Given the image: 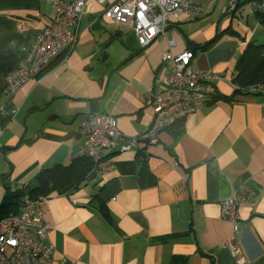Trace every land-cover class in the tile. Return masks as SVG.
Wrapping results in <instances>:
<instances>
[{
    "label": "crops",
    "instance_id": "crops-1",
    "mask_svg": "<svg viewBox=\"0 0 264 264\" xmlns=\"http://www.w3.org/2000/svg\"><path fill=\"white\" fill-rule=\"evenodd\" d=\"M113 1L87 0L75 45L6 98L5 77L49 24L50 8L43 0H0L2 187L31 189L42 169L69 165L89 114L113 115L125 136L148 124L145 95L162 88V55L169 47L158 36L139 48L129 26L103 15ZM248 12L252 30L226 37V23L197 33L187 30L190 18L169 24L171 52L189 49L195 68L219 73L211 79L215 92L155 139L109 151L110 169L91 165L69 190L39 197L52 226L49 264H264V93L233 81L246 46H264V13L259 19ZM102 51L108 69L99 84L86 69ZM243 184L254 189V198L238 205L236 240L245 261L238 263L224 245L232 228L220 203Z\"/></svg>",
    "mask_w": 264,
    "mask_h": 264
},
{
    "label": "built area",
    "instance_id": "built-area-1",
    "mask_svg": "<svg viewBox=\"0 0 264 264\" xmlns=\"http://www.w3.org/2000/svg\"><path fill=\"white\" fill-rule=\"evenodd\" d=\"M49 4V24L42 28L25 58L5 77L3 94L12 96L30 78L37 75L53 59L71 49L77 40L79 21L87 0H43ZM104 3V0H97ZM215 0H114L107 4L103 15L119 25L131 28L139 48L148 46L156 37L167 41L169 50L162 55L167 73L159 77L162 88H150L145 105L151 107L149 122L138 134L125 136L117 128L115 118L107 113L89 114L79 126L84 140L74 157H89L93 168L104 172L112 167L108 152L137 148L155 139L158 134L202 107L215 92L211 79L219 73L211 68L198 69L191 64L193 52L186 49L171 52L175 45L174 24L183 18L197 17ZM239 0H229L223 13H232ZM251 10L264 13V0H253ZM25 28L26 25H21ZM264 57V51H263ZM264 93V79L252 87ZM4 126H0V135ZM21 187L10 186L15 192ZM23 190V189H22ZM254 198V189L241 185L220 203L222 216L227 219L232 233L224 241L225 247L238 263H243L242 250L236 240L239 231L238 205ZM38 199L24 192L17 211L0 214V264H49L52 246L47 240L51 224L44 218Z\"/></svg>",
    "mask_w": 264,
    "mask_h": 264
},
{
    "label": "trees",
    "instance_id": "trees-1",
    "mask_svg": "<svg viewBox=\"0 0 264 264\" xmlns=\"http://www.w3.org/2000/svg\"><path fill=\"white\" fill-rule=\"evenodd\" d=\"M254 13L257 14L258 18L260 14H263L257 11H254ZM263 51V45L249 43V45L246 46L235 64L236 75L233 81L238 88H252L263 81ZM91 165L92 161L89 157L75 158L69 165L54 164L48 168L42 169L36 175L35 185L31 189H21L12 192L10 186L4 184L5 194L3 197L4 201L0 204V214L17 211L19 199L24 192L29 193L34 199H39V197L48 196L54 192L69 190L84 176L87 168Z\"/></svg>",
    "mask_w": 264,
    "mask_h": 264
},
{
    "label": "rangeland",
    "instance_id": "rangeland-1",
    "mask_svg": "<svg viewBox=\"0 0 264 264\" xmlns=\"http://www.w3.org/2000/svg\"><path fill=\"white\" fill-rule=\"evenodd\" d=\"M201 1L203 2L204 0ZM228 1L229 0H217L206 11L197 17L190 18L188 21L189 23L187 24V30L197 33L200 30H210V25H213L215 31L219 24L226 23L223 32L224 37H226L231 31H238L241 34L244 32H250L252 30L253 24L249 20L246 21V14L248 13L249 17L253 16V13L248 12L252 7L251 1L240 0V9H237L234 16L232 13H223V8L227 5ZM232 35L234 36V34ZM1 184L2 180L0 178V204L4 201L3 197L5 194V188L4 186L2 187Z\"/></svg>",
    "mask_w": 264,
    "mask_h": 264
},
{
    "label": "water",
    "instance_id": "water-1",
    "mask_svg": "<svg viewBox=\"0 0 264 264\" xmlns=\"http://www.w3.org/2000/svg\"><path fill=\"white\" fill-rule=\"evenodd\" d=\"M95 25L98 26V23H95ZM93 28L100 29L101 27L99 26V27H93ZM106 59H107V54L105 51H102L100 57L98 58V63L86 69V71H88L89 73V78L98 81L99 84L101 83L102 76L107 72V69H108V65L106 64Z\"/></svg>",
    "mask_w": 264,
    "mask_h": 264
}]
</instances>
